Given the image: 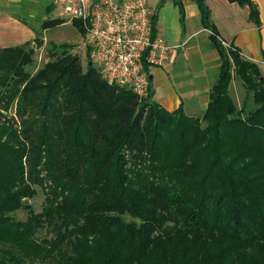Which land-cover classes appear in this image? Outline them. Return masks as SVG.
I'll return each mask as SVG.
<instances>
[{
  "label": "trees",
  "instance_id": "1",
  "mask_svg": "<svg viewBox=\"0 0 264 264\" xmlns=\"http://www.w3.org/2000/svg\"><path fill=\"white\" fill-rule=\"evenodd\" d=\"M201 1L219 69L198 117L154 101L152 79L140 101L71 46L51 45L35 73L37 37L0 47V264H264V76L222 45ZM228 1L259 25L251 0ZM234 79L251 109L233 102Z\"/></svg>",
  "mask_w": 264,
  "mask_h": 264
},
{
  "label": "crops",
  "instance_id": "2",
  "mask_svg": "<svg viewBox=\"0 0 264 264\" xmlns=\"http://www.w3.org/2000/svg\"><path fill=\"white\" fill-rule=\"evenodd\" d=\"M205 1L210 10V20L213 21L219 36L225 43L237 49L243 58L255 63L264 76V0H251L256 4L259 12V25L249 20L247 6H240L228 0ZM181 2L185 14L183 27L180 23L178 7L172 1L162 8L160 6L162 10L160 12L154 8L155 34L162 35L164 39L159 37L173 49L167 65L152 67L149 73L155 70L156 74L163 78L160 79L161 83L168 82L167 75H170L177 85L172 86L171 90L168 86H162L163 98L156 100L157 86L151 75L153 98L169 111L181 104L185 113L188 111L199 113L206 109L209 90L215 81L216 73L218 74L219 57L210 42L209 32L201 24L198 4L191 0H181ZM167 7L172 12L169 17L163 13ZM167 20L172 23L168 28L165 25ZM12 27L17 30L7 36L2 35L0 31V47L21 45L34 39L28 27L18 22L12 24ZM22 31L25 37L27 36L25 40H22Z\"/></svg>",
  "mask_w": 264,
  "mask_h": 264
},
{
  "label": "built area",
  "instance_id": "3",
  "mask_svg": "<svg viewBox=\"0 0 264 264\" xmlns=\"http://www.w3.org/2000/svg\"><path fill=\"white\" fill-rule=\"evenodd\" d=\"M70 20L80 21L89 40V60L110 84L148 97L150 68L165 67L173 47L153 34L154 8L147 0H54ZM222 45L228 46L225 41ZM149 67L146 71L144 66Z\"/></svg>",
  "mask_w": 264,
  "mask_h": 264
},
{
  "label": "rangeland",
  "instance_id": "4",
  "mask_svg": "<svg viewBox=\"0 0 264 264\" xmlns=\"http://www.w3.org/2000/svg\"><path fill=\"white\" fill-rule=\"evenodd\" d=\"M113 1H124V0H113ZM172 0H147L148 4L155 8L156 11H162L161 8L166 4L171 2ZM204 4L206 5V1L204 0ZM161 6V8H160ZM160 9V10H159ZM176 10V9H175ZM171 10L167 7L166 10H163V13H166L167 16L170 14ZM172 13V12H171ZM162 15V13H161ZM168 16V17H169ZM46 18H59L65 20L66 23L57 26L52 29H48L46 31H42L40 29L41 22ZM20 23L26 27H28L32 33L33 38L37 37L42 44L35 48L33 55V63L29 68V71L32 73L37 72L41 69L47 62L51 59L47 55V51L49 50L51 45H68L71 46L70 52L72 54H76L80 57L82 66L85 67L87 64V53L90 50V44L87 35L82 36L76 30V28L72 25L69 16L65 13L63 6L60 3H55L54 0H0V31H2V35L7 36L9 33L16 31L15 27H12L14 23ZM213 23V21H211ZM172 23L167 20L166 28ZM162 37V35L159 34ZM32 38V39H33ZM6 39V38H5ZM27 39L25 37L24 32L22 31V40ZM32 46H36L32 43ZM224 46V45H223ZM228 48V46H224ZM60 52V51H59ZM217 72V71H216ZM155 70L150 75H153V81L157 86L155 88V99L161 100L164 95V90L162 86H168L169 89H172V86H176L177 82L170 76L167 75V80L165 83L160 81L161 78L156 74ZM161 75V74H160ZM217 78V73L214 79ZM213 79V80H214ZM229 94L235 103V105L239 108L242 105V102L246 99V107L251 109L253 107V103L251 99L246 98V93L244 88L242 87V83L234 79L229 87ZM154 100V98H153ZM155 101V100H154ZM188 116L198 117L203 114V112H186ZM44 196L40 190H38L37 195L27 200L26 203L29 204L35 212H40L43 204ZM13 216L17 220H25L27 213L24 210L16 211ZM46 231H42L39 233V236H44Z\"/></svg>",
  "mask_w": 264,
  "mask_h": 264
},
{
  "label": "water",
  "instance_id": "5",
  "mask_svg": "<svg viewBox=\"0 0 264 264\" xmlns=\"http://www.w3.org/2000/svg\"><path fill=\"white\" fill-rule=\"evenodd\" d=\"M161 1V0H160ZM191 1H193V2H195V3H197V4H201L202 3V1L201 0H191ZM151 79V78H150Z\"/></svg>",
  "mask_w": 264,
  "mask_h": 264
}]
</instances>
